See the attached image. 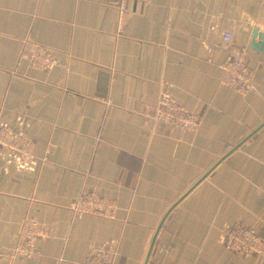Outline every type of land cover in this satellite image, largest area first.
I'll list each match as a JSON object with an SVG mask.
<instances>
[{
  "label": "crops",
  "instance_id": "1",
  "mask_svg": "<svg viewBox=\"0 0 264 264\" xmlns=\"http://www.w3.org/2000/svg\"><path fill=\"white\" fill-rule=\"evenodd\" d=\"M116 1L0 0V126L32 137L37 160L0 154V264H86L109 242L115 264H264L221 242L236 222L264 235V0H128L123 36ZM227 32L248 49L245 96L222 83ZM37 45L57 68L28 65ZM165 88L198 133L154 123ZM83 192L116 200V219L76 218ZM27 218L51 228L37 260L9 251Z\"/></svg>",
  "mask_w": 264,
  "mask_h": 264
},
{
  "label": "built area",
  "instance_id": "2",
  "mask_svg": "<svg viewBox=\"0 0 264 264\" xmlns=\"http://www.w3.org/2000/svg\"><path fill=\"white\" fill-rule=\"evenodd\" d=\"M115 6L119 12L120 35L125 34L124 20L129 13L128 0H117ZM232 34L223 35V42L228 55L221 68L224 72L222 83L232 88L240 96L247 95L254 88V72L249 66L248 49L233 43ZM28 65L41 72H50L59 66L56 53L44 46L37 45L34 51L26 56ZM155 124L177 129L183 133L196 134L200 131L203 118L179 105L165 88L160 96L157 109L152 114ZM36 142L22 132L10 126H0V154L9 153L11 164L18 169H31L37 165L35 156ZM70 210L76 218L93 215L108 220H115L119 204L116 200L95 192H83L72 202ZM51 228L27 218L21 224L17 243L11 251L14 258L37 260L42 257L38 242L47 241ZM223 246L240 258L258 257L264 260V235L254 228L236 222L226 226L221 239ZM6 249L0 246V258ZM118 256V244L109 242L103 246H92L86 264H115Z\"/></svg>",
  "mask_w": 264,
  "mask_h": 264
},
{
  "label": "water",
  "instance_id": "3",
  "mask_svg": "<svg viewBox=\"0 0 264 264\" xmlns=\"http://www.w3.org/2000/svg\"><path fill=\"white\" fill-rule=\"evenodd\" d=\"M257 39L260 41L259 43H256ZM252 40V49L264 52V35L260 34L258 29L254 30Z\"/></svg>",
  "mask_w": 264,
  "mask_h": 264
}]
</instances>
